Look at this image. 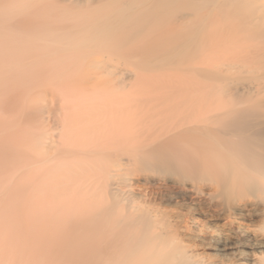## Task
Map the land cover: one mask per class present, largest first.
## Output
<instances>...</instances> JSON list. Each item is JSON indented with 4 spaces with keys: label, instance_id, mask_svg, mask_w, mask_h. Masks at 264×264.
Listing matches in <instances>:
<instances>
[{
    "label": "bare ground",
    "instance_id": "6f19581e",
    "mask_svg": "<svg viewBox=\"0 0 264 264\" xmlns=\"http://www.w3.org/2000/svg\"><path fill=\"white\" fill-rule=\"evenodd\" d=\"M152 55L190 101L134 115L118 75H70L24 105L43 79ZM262 69L264 0H0V214H26L43 264H178L185 247L264 264V202L246 197L264 176V80L245 75Z\"/></svg>",
    "mask_w": 264,
    "mask_h": 264
},
{
    "label": "rangeland",
    "instance_id": "374dc122",
    "mask_svg": "<svg viewBox=\"0 0 264 264\" xmlns=\"http://www.w3.org/2000/svg\"><path fill=\"white\" fill-rule=\"evenodd\" d=\"M137 59L139 58L111 56L109 64L112 67L105 73L95 69H83L69 71L61 78L52 76V78L43 79L34 86L36 88L34 91L24 96V105L30 106L36 101L40 104L52 102L57 95L63 93L65 88L72 85V78H68L70 75L73 78L77 77L76 80L80 82H90L99 75H103L109 82H112L115 80L114 76L118 75V79L124 80L129 86L126 107L134 115L146 112L154 103L164 102L174 106L192 99L187 88L173 83L170 77V57L168 55L140 56L141 65L137 63ZM74 73L77 74L74 75ZM245 77L264 80V69L257 74L245 75ZM21 116L20 111L14 113L16 121ZM129 168L140 171V166L137 164ZM20 185L24 186L25 183L21 182ZM137 185H140V177ZM7 200L9 199L6 198L5 202ZM0 244V264H43L31 253L27 242V219L23 211L20 214L12 212L7 215L0 214Z\"/></svg>",
    "mask_w": 264,
    "mask_h": 264
},
{
    "label": "clouds",
    "instance_id": "9594fccd",
    "mask_svg": "<svg viewBox=\"0 0 264 264\" xmlns=\"http://www.w3.org/2000/svg\"><path fill=\"white\" fill-rule=\"evenodd\" d=\"M256 183L259 185V190L246 197L249 201L258 200L264 202V176L259 177ZM251 232L258 237H264V223H261L257 228L251 230ZM178 264H209V260L206 256L196 254L193 249L185 247L182 256L178 259ZM225 264H236V260L228 258L225 260Z\"/></svg>",
    "mask_w": 264,
    "mask_h": 264
}]
</instances>
